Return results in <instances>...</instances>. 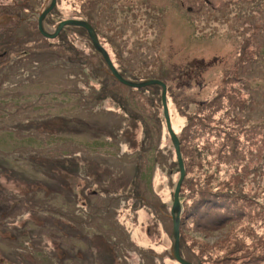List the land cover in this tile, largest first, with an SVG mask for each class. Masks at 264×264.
Here are the masks:
<instances>
[{"label":"rangeland","instance_id":"1","mask_svg":"<svg viewBox=\"0 0 264 264\" xmlns=\"http://www.w3.org/2000/svg\"><path fill=\"white\" fill-rule=\"evenodd\" d=\"M50 2L0 0V33L5 34L6 40L11 39L8 30L20 26L17 39L28 40L25 30L38 31L40 13ZM56 6L47 25L49 30L54 31L62 20L90 19L118 67L122 58L123 64L139 77L167 81L173 130L182 139L187 131L191 135L181 150L187 169L181 187L182 255L196 264H264V0H58ZM65 34L62 39H48V43L62 44L67 39L75 51L55 46L53 52L61 56L49 65L53 67L40 69V64L39 69L29 72L36 75L29 83L34 85L38 81L40 87L36 86L43 97L29 99L38 102L40 109L21 113L19 118L25 120L29 116L40 120L39 123L52 118L33 134L37 141V137L43 136V145L48 138L53 139L54 143L45 149L51 148L48 156H59L64 150H82L78 158H85L89 165L99 161L102 169L114 176L113 184L125 186L119 193L122 203L114 219L129 233L130 244L126 241L120 247L129 249L125 252L127 264H179L171 253V208L180 174L164 118L161 91L138 92L120 85L96 53L88 34L75 29H66ZM68 58L73 62L67 63ZM50 68L52 76L40 79V73ZM192 69V77L182 74ZM2 76L4 73L0 74V86ZM106 77L111 92L136 115L142 111L146 122L135 124L119 101L94 100L93 90L105 89ZM19 80L22 79L13 76L4 86L9 90ZM63 90L69 93L67 98L62 95ZM80 90L83 94L74 93ZM223 95L224 102L214 105ZM81 96L88 105L79 100ZM26 102L22 99L20 104ZM136 105L138 109L133 110ZM7 109L16 110L11 106ZM58 117L72 122L83 118L89 122L90 132L72 134ZM180 117L184 122L177 130L174 124ZM13 120L20 121L8 114L0 116V131L6 132ZM191 120L198 126V133L191 131ZM120 127L124 132L117 135ZM92 132H98V137ZM14 135L15 139H22ZM106 142L109 147L100 146ZM197 145L206 149L198 150ZM152 147L154 168L148 161ZM209 149L212 153L204 156ZM141 175L143 179L150 178L148 185L141 183L149 197L142 205L132 197V183L143 180ZM134 177L138 179L133 180ZM73 183L86 185L79 178L73 179ZM9 185L22 191L14 183ZM205 198L218 200L217 206L211 202L214 208L209 218L200 217L195 211L193 216L184 214L196 200H204V205ZM220 216L228 219L218 227L216 220ZM46 240L47 251L59 257L55 243ZM98 246L108 253L113 248L106 242H94V248ZM62 247L64 261L55 258L57 264L70 261L67 251L74 255L81 248L69 249L67 244ZM1 252L0 249V264H15L2 258ZM23 255L25 261L17 264H37L30 253ZM118 262L122 264L121 260Z\"/></svg>","mask_w":264,"mask_h":264},{"label":"trees","instance_id":"2","mask_svg":"<svg viewBox=\"0 0 264 264\" xmlns=\"http://www.w3.org/2000/svg\"><path fill=\"white\" fill-rule=\"evenodd\" d=\"M44 10L45 9H43V11ZM52 12L46 18L45 22L47 25L50 24ZM86 20L93 25L99 35L98 28L94 22L92 23L90 19ZM19 28L20 26H17L8 30V33H10L8 37L11 38L8 40L4 38L5 34L0 33V74L4 73L0 86V116L8 114L12 117H18L20 120H13L6 132L0 131L2 134L0 135V249L2 251V258L17 264L19 261H25L23 253L28 252L32 255V259H37V264H48L45 263L47 261L45 259L50 261L49 264H57L54 261L55 258L58 259V262L64 261L65 252L62 245L65 246L67 244V248L69 249L72 247L81 248L78 253L74 255H70L67 251L68 260L70 261L65 264H72L76 261H78L76 264H84L86 262L88 264H119V260L122 261V264H127L125 252L129 249L120 250V247L121 244L126 243V241L130 244L129 233L127 232V235L125 230L123 231L117 224L116 219H114L117 216V209L122 203L120 202L121 195H119V193H121L123 190L122 188L125 186L121 187L113 184L114 176L110 174L111 172H109V170L105 168L102 169V163L99 161L95 160L89 165V162L85 158L83 160L78 158L82 150L77 149L73 152H66L64 150L58 154L59 156H48V151H51V148H49L48 151H45V149L54 143L53 139L48 138L45 145H43L41 144L44 142L43 136L42 138L41 136L37 137V141L33 134L40 129L44 122H46L44 124H48V122H50L48 120L52 118L42 120L41 123H39L40 120L29 116H27L25 120L19 118L21 113H31L40 109V106L37 104L38 102L29 101V99L39 100L43 97L36 86V84L39 85L38 81L35 80L34 85L29 83L30 80L36 78L35 72H29L39 69L38 66H40V64L42 65L40 69L53 67L49 65L57 61L61 56L60 53L53 52V47L63 45L70 51H75V48L73 45L68 44L67 39L63 40L62 44L48 43V39L42 36L39 29L36 33H34V30H25L28 40L19 42L16 37ZM66 29H75L87 35V31L83 28L65 27L56 39H62V36L66 37ZM111 59L118 71L126 78L135 81L146 80V78L139 77L134 70H130L126 67L123 64L122 58H119L120 67L115 64L112 56ZM72 62L73 59L68 58L67 63ZM52 70L53 68L42 71L40 73V79H43L45 76L51 77L52 75L49 72ZM193 71L192 69L187 74H182L190 78L193 76ZM13 76L16 77V79L21 78L22 80L13 82L11 88L8 90L4 85L8 83V79ZM106 80L105 89L102 88L98 91L96 89L93 90L95 93L94 100L101 102L112 99L118 102V96L113 94L110 90L108 84L109 78L106 77ZM161 80L167 85L165 79ZM50 83L53 84L51 80ZM2 88L4 89L2 90ZM150 89H154L156 93H159V90L161 91V89L156 86L134 90L145 92ZM61 93L65 98L68 97L69 93L66 90H63ZM74 93L83 94V90ZM50 95L51 93L48 96ZM223 98L224 95L218 97L214 105L221 104L224 100ZM22 99L27 101L26 104H20ZM79 100L84 105L89 104L86 98L84 99L82 96ZM118 103L126 114H131L133 116L135 124L138 123L140 125L142 121H147L146 118L142 116V111L138 112V115H136V112L129 110L128 104L126 105L120 101ZM9 106L16 108V110L8 112L7 107ZM138 107V105L134 106L133 110L138 109ZM58 118L64 126H66L64 127L65 130L72 134H86L90 132V129H88L89 122L83 121V118L78 119L77 122H72L65 118ZM2 122H5V120ZM191 123L193 126L191 131L194 132L195 130L198 133V126L196 123L194 121ZM187 128L188 125L183 130ZM120 132H124L122 127L117 129V135H119ZM15 133L16 135H20L22 139H15L13 137ZM97 133L94 134L96 138L98 137ZM144 133L146 135L145 140L147 141L149 138L148 127L144 130ZM9 134H11L10 138L5 140V137L9 136ZM190 137L191 135L188 131L183 135V139L178 137L181 143V150L184 141H190ZM106 139V141H110L109 138ZM11 141L14 143L12 144ZM56 144H58V141L55 142V145ZM65 144L69 143L65 142ZM107 144V142L104 145L100 143V146H103V148L109 147ZM73 145L75 144L73 143ZM195 148L198 150L206 149L205 146L201 147L199 145ZM21 149H24L25 152H16ZM153 150L154 148L152 147L149 151L150 159H148V161L150 165L152 162L151 155ZM208 152L211 154L212 150H205L203 155L207 156ZM109 154L110 153L107 155ZM150 167L154 168L152 165ZM104 172L105 175H103ZM75 178L85 181L86 185H82L81 183L77 185L74 184L73 179ZM141 178L143 179V175H141ZM144 178L143 180H137L132 183L135 187V194H133L132 197L134 196L137 200V204H141L145 198L146 200L149 198L143 191L141 183L146 182L145 184L148 185L147 182L148 180L150 181V178L148 176ZM136 179L138 178H133V180ZM10 183H14L22 188V191H16L13 186L9 185ZM147 191L150 193L149 189H147ZM181 199L180 193L182 205L183 201ZM203 201L196 200L192 205L193 208L190 207L188 210H184V214L193 216V212L195 211L200 217L209 218L211 210L214 208L211 202L214 201V205L217 206L216 203L218 200L215 201L213 198H205V203L202 205ZM79 207L83 208L84 212L80 210ZM190 210L193 211L190 212ZM181 218L183 224L184 217L182 216ZM227 219L228 217L226 216L217 217L216 225L218 227L222 226L226 223ZM213 222H215V220ZM198 225L202 226L203 223L199 221ZM46 238H48L52 244L55 243V248L57 247L60 251L59 257L54 252L51 254L50 251H47L46 247L48 248V240H46ZM94 242H106L113 248L108 253L107 251H102V248L99 246L98 248H94ZM180 248L182 254L181 242ZM9 249L11 252H9ZM7 250L9 253L6 252ZM90 252L92 255H90Z\"/></svg>","mask_w":264,"mask_h":264},{"label":"water","instance_id":"3","mask_svg":"<svg viewBox=\"0 0 264 264\" xmlns=\"http://www.w3.org/2000/svg\"><path fill=\"white\" fill-rule=\"evenodd\" d=\"M57 5V0H51L50 4L45 8V10L40 14L38 19V28L40 33L47 39H56L62 30L65 27H78L83 28L87 31V34L91 40V43L96 51L97 54L101 56L103 61L105 62L107 68L111 72L112 76L116 79L117 82L120 84L132 88V89H141L146 88L149 86H156L161 88V99H162V106H163V112H164V118L166 121V126L168 133L170 135L172 144L174 146L176 157L178 161V166L180 170V179L177 183L176 190L174 192V201L171 208V218L173 222V229L171 233V240H172V246H171V253L176 262L179 264H194L191 261L185 259L181 254V248H180V240H181V226H182V206L180 201V193H181V187L183 184V181L186 176V170L184 166V161L181 153V143L180 140L173 130L172 122H171V116L169 111V105H168V88L165 82H163L160 79H146V80H140L135 81L129 78H126L123 76L118 69L115 67L111 56L107 49L101 44L99 40V36L95 30V28L92 26V24L86 20L82 19H68L61 21L56 29L54 31H51L47 28L45 25V20L48 17V15L55 9Z\"/></svg>","mask_w":264,"mask_h":264},{"label":"bare ground","instance_id":"4","mask_svg":"<svg viewBox=\"0 0 264 264\" xmlns=\"http://www.w3.org/2000/svg\"><path fill=\"white\" fill-rule=\"evenodd\" d=\"M49 16V15H48ZM39 19V18H38ZM68 20V19H67ZM46 21V20H45ZM87 21V20H86ZM45 25L47 26V24H46V22H45ZM93 26V25H92ZM48 28V27H47ZM76 28H78V27H76ZM39 29V28H38ZM97 32V31H96ZM98 34V33H97ZM43 36V35H42ZM99 36V35H98ZM100 40V39H99ZM101 42V41H100ZM184 122V120H183V118H178V120H177V122H176V124H174V128L175 129H179V125L180 124H182Z\"/></svg>","mask_w":264,"mask_h":264}]
</instances>
